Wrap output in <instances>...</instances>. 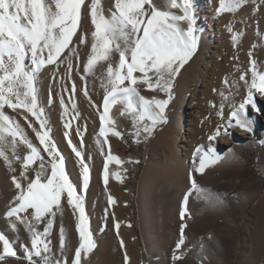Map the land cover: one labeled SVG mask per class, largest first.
Listing matches in <instances>:
<instances>
[{
    "label": "snow or ice",
    "instance_id": "6c2138e0",
    "mask_svg": "<svg viewBox=\"0 0 264 264\" xmlns=\"http://www.w3.org/2000/svg\"><path fill=\"white\" fill-rule=\"evenodd\" d=\"M245 3L247 0H219L217 12L235 13ZM85 8L93 30L82 79H86L87 75H94L97 66L106 64L105 80L101 84L105 89L104 111L100 115L101 127L96 139L100 151L106 155L103 166L105 186L110 176L109 164L123 163L118 156L112 154L107 139L109 133L123 138L121 132L111 127L115 121L109 116L110 108L117 103L123 106L120 115L130 117L135 142H139L141 133L145 139L150 137L159 125L169 122L166 110L174 99L172 89L175 79L199 46L193 0H164L163 9L154 0H112L107 15L103 0H90L87 4L86 0H0V159L13 173L17 172L15 165L19 164L18 175L11 177L16 195L6 216L12 231L18 230L17 224H23L30 234L31 247L23 246V258L28 264H37L33 257H39L43 264H50L47 254L51 252V241L47 237L54 226L55 217L58 213H63L62 201L65 198L74 214L78 213L75 227L79 243L74 250L72 264H83L96 248L90 218L85 211L84 193L90 183V166L82 151L72 144L67 131L71 123L65 121L64 136L81 168L82 186L78 190L66 173L65 157L51 139V129L48 127L44 108L39 104L38 89L40 73L44 67L65 62L62 57L66 51L79 59L78 52L71 45L73 37L81 29ZM228 30L232 31L230 26ZM240 35L242 34L232 35L234 44L238 42ZM88 42V34H82L79 43L87 45ZM114 55L118 56L115 64L112 62ZM251 55L249 52L250 57ZM66 63L67 73L70 75L73 70L70 57ZM249 63L251 82L246 79L247 73L239 77L247 86L246 99L238 107L233 106L227 123L217 126L215 133L208 137L209 141L221 134H229L228 130L233 126L251 131L247 106L251 105L253 110L259 111L253 90L264 95V73L256 70L254 60ZM224 83L227 85V79ZM140 86L146 91L163 93L166 98L145 97L140 93ZM75 91L76 85L73 82L70 92ZM83 92L88 96L86 86ZM221 96L228 98L224 93ZM60 104L62 116L67 115L68 107L63 97ZM5 107L13 112L22 109L18 114L23 116L42 148L34 145L20 123L5 113ZM72 107L74 109L75 105ZM217 114L223 118V104ZM30 117L35 118L39 130ZM77 117L78 114L73 119ZM106 123L110 127L106 128ZM77 135H81L79 129ZM100 137L105 139L102 141ZM105 145H108L106 153ZM21 148L25 150L23 155L20 154ZM222 158L211 147L205 149L203 145L197 146L193 152V172L203 175L207 168L214 166ZM111 175L122 182L119 173ZM189 182L190 188L183 198L185 207L180 212L182 221L186 216L190 218L186 206L193 193L198 198H208L206 190L199 186L192 173L189 174ZM108 202L110 205L115 203L111 195L108 196ZM12 218H15L14 221ZM39 223L45 225L43 231L37 230ZM115 227L118 230L119 223ZM186 227L187 224L182 223L180 239L175 246L176 253L179 254L174 253L173 259L177 261L183 258ZM0 245L3 253L0 254V260L5 257L20 259L13 243L3 232H0ZM120 246L124 247L122 239ZM59 247L63 254L66 249L63 225L59 231ZM129 259L125 253V264H128ZM57 264L61 262L57 261Z\"/></svg>",
    "mask_w": 264,
    "mask_h": 264
},
{
    "label": "rangeland",
    "instance_id": "374dc122",
    "mask_svg": "<svg viewBox=\"0 0 264 264\" xmlns=\"http://www.w3.org/2000/svg\"><path fill=\"white\" fill-rule=\"evenodd\" d=\"M103 1L105 14L107 15V10L112 4V0ZM202 1L205 2L202 3ZM154 2L156 4L158 3L157 6L164 7V0H155ZM88 3H90V0ZM210 3V6L214 5L212 7L215 8L214 15L212 16L213 19L219 20L220 17L225 18L219 31H217L218 29L214 27L216 26L214 23H211L210 25L213 30L208 29L209 25L201 24L199 18L197 17V12L200 9L208 8L206 4ZM193 7L196 19L195 27L197 28V34L200 37L199 46L192 59L184 66L175 79L172 89L174 99L171 101L168 109L166 110L169 122L167 124L159 125L154 133L147 139H145L144 134L141 133L139 142L137 143L135 142L136 137L132 135L134 129L130 117L127 115L121 116L120 114L118 116L120 118V125L117 128V131L123 134L122 139L116 138V142H118L117 153H119L122 157L121 161H123V163L119 165V171L122 174V182L118 181V184L121 192L125 195L127 207L126 214L129 215L131 221V236L133 244L137 253V258L140 259L142 264H154V262L158 260L161 261V264H264V123L258 114L257 122L254 123L253 129L257 134L260 133V131L263 134L261 142L258 141V139H244L243 143L245 146L239 149L222 142V140L227 141V138L225 136L224 138L223 136L221 138V134L213 141L208 140L200 143V145H203L205 149H208L210 146L223 158L214 166L207 168L204 172L205 175L203 174L204 176L197 173L196 175L194 173L197 178H195L197 183L201 188L206 190L208 198L204 199L197 197L192 203L193 213L190 218H187L186 222V228H188L189 232L188 246L185 248L183 258L181 260L177 261L173 259V255L176 253V248L174 247L175 240H169L167 246L164 249L159 250L157 240V242L154 241L153 244L149 243L148 234H146L147 228H145V224L142 223V176L147 170V166L150 164V161L152 163V161L155 162L156 160H163L166 156V152L170 149L169 144H172L170 142L177 141L174 137L176 134L178 135L180 133V129L176 128V126H178L177 122H180V112H182L183 115L180 124L181 131H184L186 128L187 120L194 117L197 118L198 121L200 120L199 124L203 125V128L206 127L205 129L214 133L213 130H215L217 126L227 123L229 115L233 110L232 107L236 105L239 106L243 102V99H246L245 93L247 94V89L245 90V88H247V86L244 84V81L241 82L239 75L241 76V74L247 73L246 79L251 82L252 73L250 71L249 61L254 60L257 71L259 73H264V17H262L264 16V9H262L264 8V0H247V3H245L235 13H218L217 9L219 7V0H193ZM173 11L178 10L173 9ZM258 11H261L262 13L260 14V18L258 15L260 12ZM86 12L84 13L85 18H83L85 20L82 22L83 25L81 24V31L79 34L82 35L87 33L89 42L87 45H80L79 36L81 35H78L74 45L72 46V49L78 52L79 59L77 60V58L72 56L71 53L66 52L64 54L65 58H62L65 62L55 65L54 68L47 73V76L51 75V78L46 75L41 77L40 74L38 82L39 104L44 108L45 116L48 120V127H52L50 133L51 139L56 143L59 151L65 157L66 173L69 175L70 180L77 186L78 190H81L82 186V179L80 175L81 169L77 174V179L73 176L70 165L74 163L75 158V160H78V158L73 151H71L72 148L69 146V143L65 142L68 141V139L65 140L66 138L63 132H65L66 129L65 127L63 129L62 125H64L67 120L70 121L71 124L73 123V126H71L70 129H67L69 133H72V135L70 133V139L71 141L73 140L72 144L74 145L79 140L77 143L78 145H76L79 148L81 146L83 147V156L86 157V146L84 144L88 145L86 137L88 134L86 133L89 131V125L86 120L87 117L85 118V116H88L89 113H92V111L94 112L98 108V112H94L95 115L97 114L98 118L100 110V104L98 103H101L100 100L105 94V89L101 86V84L102 81L105 80L104 72L106 64H101V67L97 66L98 68L95 70L94 75H87L86 79H82V76H84L83 65L86 62L88 56L87 54H89L90 51L91 31L93 30L90 18L87 17L88 15ZM261 18L263 20H260ZM224 25L225 27H223V29L222 26ZM229 26L232 29L230 33L228 30ZM225 28L228 29L226 30ZM233 34H242L239 36L238 42L235 44L232 41ZM222 37L224 39H222ZM259 44L261 46H258ZM254 46L257 49H255ZM249 52L252 54L251 57L249 56ZM69 57L71 58V63L73 65V70L71 72L73 76L67 73L66 61ZM117 61L118 57L117 55H114L113 63L115 64ZM205 61H211L210 64H217L216 66L213 65L214 68L212 66V69L209 72L212 76L208 73L205 77L200 72V69L203 67L202 64ZM44 78H46L47 81ZM225 79L228 81L227 85L224 83ZM73 82L76 85L75 93L70 92ZM52 84L53 87L51 88ZM204 84L206 85L204 86ZM242 84L244 85L242 86ZM85 86L87 88L88 96L83 95V89ZM242 88H244L245 92L242 93L243 95H240L237 92ZM234 89H236V91ZM140 93L145 97L156 96L158 99L166 98L163 93L146 91L143 86H140ZM221 93H224V96H227L228 98L224 99V97L221 96ZM258 94L254 91L256 104ZM60 96L63 97L65 104L68 106V113L64 116H62L63 109L60 104ZM82 99H84L83 102ZM238 100L242 102H238ZM73 104L75 105L74 109L72 107ZM222 104L223 118L217 114L220 111ZM83 105L86 108H84ZM213 105H215V107H213ZM249 106L250 105L247 106L248 111L250 110ZM7 109L8 108L5 107V110L7 111L6 112L4 110L5 113L17 120L24 130L26 129L25 132L29 139L32 138L30 139L32 141L33 137L31 136L29 129H27L26 124L23 123L24 118L19 115L18 112H13L11 109H9L11 110L9 112ZM87 109L89 111H87ZM17 111L20 112V110ZM198 113L199 116L201 115V119L198 116ZM77 114L79 116L73 119L72 117ZM82 117L86 120V123ZM30 119H32L35 123V118L30 117ZM35 124L39 129V124ZM79 125L83 126V130ZM59 127L62 131H60ZM235 128L240 129L236 126ZM77 129L81 131V135L77 136ZM53 133L56 135L54 136ZM60 134L64 137H59L58 135ZM258 135L260 136V134ZM162 136H165L163 140ZM74 138H76V140ZM58 139L61 140L60 143H63L58 145ZM32 142L38 147H43L42 145H39L38 140ZM159 144L162 145V148H160L161 145ZM153 146H155L157 150L154 149ZM24 153L25 150L21 148L20 154L23 155ZM44 155L46 156V154ZM92 155L93 154H91V156ZM134 161H138V163H134ZM15 166L17 168V172L13 173L5 165L3 160L0 159V232H3L13 243L20 259L5 257V259L0 260V264H28V261L23 258L25 255L23 246L27 245L29 248L31 247V237L26 226L23 224H17L18 230L12 231L10 228V221L6 216L8 209L12 206L11 201L16 195V189L14 188L11 180L12 175H18L19 173V164L17 163ZM99 183L103 184V181L101 182L99 179ZM88 191L89 193L91 192L92 194H95L91 195L90 193L89 195V193L87 194ZM88 191L84 193L85 211L90 218V228L96 242V248L88 256L87 260L83 261V264H122L121 254H118L120 246H117V244L119 245V243L118 241H116V243L111 242V237L113 236V238H117V235H115L114 217L112 214L113 212L111 211L112 206L108 202V196L105 190H103V193H98L97 190H95V192L90 190ZM62 207L63 213L62 215L60 213L57 214L51 233L47 237V239L51 241V252L47 254L49 256L50 264H57V261H60L61 264H64L66 261L67 264L70 257L74 255L76 247L74 243L76 242V238H78V234L75 232L78 213L74 214L73 209L67 204L66 198L62 201ZM69 211L73 212L72 216L69 214ZM109 215H111V217ZM14 219L15 218H12L13 221ZM71 219L74 224L73 230L71 228ZM61 225H63L66 235V249L63 254L61 253L59 247V231ZM44 226L45 225L43 223L37 224V230L43 231ZM181 226L182 222H179L176 226L179 232ZM1 247L2 245H0V248ZM150 247H152V251L149 250ZM117 254L118 256H116ZM33 259L37 261V264H43L39 257H33Z\"/></svg>",
    "mask_w": 264,
    "mask_h": 264
},
{
    "label": "bare ground",
    "instance_id": "6f19581e",
    "mask_svg": "<svg viewBox=\"0 0 264 264\" xmlns=\"http://www.w3.org/2000/svg\"><path fill=\"white\" fill-rule=\"evenodd\" d=\"M89 0H86V4L88 3ZM155 1V0H154ZM159 1V0H157ZM162 1V0H161ZM104 2V1H103ZM205 2V1H202V3ZM208 2V1H207ZM109 3V2H107ZM161 3V2H160ZM159 3V4H160ZM218 3V2H217ZM158 4V3H157ZM198 5V4H197ZM210 4H206V6L208 8H205V9H200L198 12H197V17L199 18V21L201 24H205V25H209L208 26V29L210 30H213L211 28V23H214L216 26V29H218L217 31H219L220 29V26L223 25L224 23V19L225 18H222L220 17L219 20H214L213 19V15H214V5L210 6ZM261 5V4H260ZM111 6V5H110ZM159 7H162V6H159ZM263 7V6H262ZM163 8V7H162ZM264 9V8H262ZM87 11V8L84 9V13ZM263 11V10H262ZM260 12L258 15H259V18H260V14L261 11H258ZM87 13V12H86ZM216 13V12H215ZM264 13V11H263ZM257 15V16H258ZM256 16V17H257ZM88 17V16H87ZM264 17V16H262ZM85 18V17H84ZM83 18V20H85ZM229 19V18H228ZM264 19V18H263ZM262 18L260 20H263ZM82 20V22H83ZM259 20V19H258ZM229 21V20H228ZM87 22V21H85ZM223 22V23H222ZM226 22V21H225ZM88 23V22H87ZM91 23V22H90ZM89 23V24H90ZM262 24V23H261ZM83 25V23H82ZM256 25V24H255ZM225 27L222 26V28ZM253 27V26H252ZM260 27V26H259ZM224 29V28H223ZM226 29V28H225ZM228 29V28H227ZM226 29V30H227ZM83 30V29H82ZM89 30V29H88ZM81 31V29H80ZM80 31L77 32L76 36L73 37V43L71 45V47L74 45L75 43V40L77 39L78 35H81L79 34ZM215 31V30H214ZM213 31V32H214ZM222 31V30H221ZM220 31V32H221ZM262 31V30H261ZM227 32V31H226ZM82 33V32H81ZM217 33V32H216ZM219 33V32H218ZM228 33V32H227ZM230 33V32H229ZM257 33V32H256ZM213 34V33H212ZM210 34V35H212ZM247 35V34H246ZM213 36V35H212ZM80 37V36H79ZM219 37V36H218ZM252 37V35H251ZM250 37V38H251ZM222 39H224L222 37ZM262 42V41H261ZM248 43V42H247ZM258 43V42H257ZM260 43V42H259ZM263 43V42H262ZM77 44V43H76ZM81 45V44H80ZM247 45V44H246ZM76 46V45H75ZM258 46H261L260 44ZM263 47V45H262ZM261 47V48H262ZM80 48V47H79ZM78 48V50H79ZM255 49H257L255 47ZM263 49V48H262ZM255 51V50H254ZM67 52V51H66ZM215 52V51H214ZM84 53V52H83ZM264 53V52H263ZM254 54V53H253ZM88 55V54H87ZM205 55V54H204ZM68 56V55H66ZM118 57V56H117ZM258 57V56H257ZM62 58H65V57H62ZM215 58V57H214ZM261 58V57H260ZM259 58V59H260ZM115 59V58H114ZM75 60V59H74ZM83 60V59H82ZM81 60V61H82ZM218 61V60H217ZM75 62V61H74ZM113 62V61H112ZM211 61H205L203 64H202V68L200 69V72L203 74V76H207L208 73L210 72V70L212 69V66H216L217 64H210ZM219 62V61H218ZM263 62V61H262ZM225 63V62H224ZM227 63V62H226ZM232 63V62H231ZM247 63V62H246ZM61 64V63H60ZM67 65V64H66ZM246 65V64H245ZM55 65H47L46 67L43 68V70L41 71V77H44L45 75L47 76V73H49L53 68H54ZM80 66V65H79ZM82 66V65H81ZM100 66V65H99ZM213 66V68H214ZM258 66V65H257ZM262 66H263V63H262ZM101 67V66H100ZM261 67V66H260ZM259 67V68H260ZM98 68V67H97ZM96 68V69H97ZM236 68V66H235ZM95 69V70H96ZM100 69V68H99ZM102 69V68H101ZM262 69V68H261ZM82 70V69H81ZM257 70V69H256ZM55 71V69H54ZM53 71V72H54ZM215 71V70H214ZM213 71V72H214ZM224 71V70H223ZM263 71V70H262ZM241 72V71H239ZM58 74V73H57ZM61 74V73H60ZM212 74V73H211ZM214 74V73H213ZM72 75V73H71ZM210 75V73H209ZM62 76V75H61ZM73 76V75H72ZM196 76V75H195ZM212 76V75H210ZM47 77H50L51 78V75L50 76H47ZM54 77V76H53ZM197 77V76H196ZM214 77V76H213ZM240 77V75H239ZM56 78V77H55ZM75 78V77H74ZM92 78V77H91ZM95 78V77H94ZM103 78V77H102ZM200 78V76H199ZM203 78V77H202ZM46 80V78H44ZM58 79V78H57ZM61 79V78H60ZM76 79V78H75ZM204 79V78H203ZM235 79V78H234ZM51 80V79H50ZM59 80V79H58ZM57 80V81H58ZM205 80V79H204ZM43 81V80H42ZM47 81V80H46ZM45 81V82H46ZM55 82V81H54ZM205 82V81H204ZM242 82V81H241ZM53 83V82H51ZM59 83V82H58ZM62 83V81H61ZM239 83V82H238ZM44 84V83H43ZM47 84V83H46ZM50 84V82H49ZM48 84V85H49ZM54 84V83H53ZM53 84L51 85V88L53 87ZM207 84V83H206ZM204 84V86L206 85ZM245 84V83H244ZM242 84V86L244 85ZM45 85V84H44ZM55 85V84H54ZM240 85V84H239ZM209 86V85H208ZM48 87V86H47ZM68 87V86H67ZM92 87V86H91ZM240 87V86H239ZM49 88V87H48ZM55 88V86H54ZM230 88V87H229ZM228 88V89H229ZM56 89V88H55ZM90 89V87H89ZM227 89V90H228ZM239 89V88H238ZM247 88H245L246 90ZM82 90V89H81ZM230 90V89H229ZM236 91V89H234ZM243 90V91H242ZM244 88L238 90L237 93H239L240 95L245 92ZM59 91V90H58ZM63 91V90H62ZM93 91V90H92ZM100 91V90H99ZM247 91V90H246ZM255 90H253L254 92ZM101 92V91H100ZM104 92V90H103ZM51 93V92H50ZM53 93V92H52ZM55 93V92H54ZM204 93V92H203ZM236 94V93H235ZM238 94V95H239ZM258 94V93H256ZM60 95V94H59ZM84 95V94H83ZM105 95V94H104ZM104 95L102 97V99L100 100L101 103H98L100 104V110H99V113H98V118H97V114L95 115V113L98 112V108L95 110L96 111H92V113H89L88 116L86 115L85 118L86 120L88 121V125H89V131L86 133L88 135H86L87 137V141H88V145L84 144L86 146L85 148V151H86V157L84 156V159L85 161L88 163V165L90 166V184H89V187H88V190L90 191H94L97 190L98 193L102 192L103 193V190H105L107 196L111 195L114 200H115V203L114 204H111L112 206V209L111 212L113 214V219H114V225H116L117 223H119L120 227L119 229L117 230V228L115 227V235H117V232L119 233V235H117V238H113V236L111 237V242H114L116 243V241H118L119 245L117 244V246H120V240L122 239L123 242H124V247L121 248L120 246V249L118 250V254L120 253L121 254V262L122 264H125V261H124V255L125 253H127L128 257L130 258L129 259V262L128 264H142L140 259L137 258V253L135 251V247H134V244H133V239H132V236H131V232H132V227H131V221H130V218H129V215L126 214L127 210H126V201H125V195L121 192L120 188H119V184H118V180L115 178V176L111 175L112 173H119L120 176L122 177V174L121 172L119 171V165L116 164L115 162H112L109 164V173H110V176H109V181H108V184L107 186H105L104 184V181H103V166H104V162H105V159H106V155L105 154H102V152L100 151V148L99 146L96 144V139H97V136L99 134V129L101 127V121H100V115L103 113L104 111V108H103V98H104ZM237 95V96H238ZM239 95V96H240ZM243 95V94H242ZM245 95L247 96V94L245 93ZM244 95V96H245ZM46 96V95H45ZM49 96V95H48ZM66 96V95H65ZM238 96V97H239ZM61 97V96H60ZM239 99V98H238ZM49 101V100H48ZM84 101V99H82V102ZM88 101V100H87ZM99 101V100H98ZM183 101V100H182ZM244 101V99H243ZM238 102H242V101H239ZM97 104V105H98ZM88 105V104H87ZM58 106V105H57ZM60 106V105H59ZM84 106V105H83ZM95 106V104H94ZM237 106V105H236ZM68 107V106H67ZM80 107V106H79ZM91 107V106H90ZM99 107V106H98ZM122 105L117 103L115 105H113L110 110H109V116L110 118L114 119L115 121V124L111 127H114L115 130H118L117 128L119 127L120 125V118L118 117L120 112L122 111ZM238 107V106H237ZM84 108H86L84 106ZM82 108V109H84ZM233 108V107H232ZM250 110L248 111L247 110V114H248V117L249 119L251 120V131H245L243 129H237L235 128V126L229 128L228 132V136L227 135H224L222 134L221 135V138L224 136L227 138V141L225 140H222V142L228 144V145H232V147H236V148H243L245 146V144L243 143L244 139H258V141L261 142V139L263 134L261 133H258L260 134V136L254 131L253 127H254V123L257 122V114L258 116L261 117L263 123H264V112H261V111H264V95H261V94H258V99H257V108L259 109V111H256V110H253L251 105L249 106ZM79 109V108H78ZM201 109V108H200ZM5 110V109H4ZM9 112L11 110L7 109ZM73 110V109H72ZM85 110V109H84ZM91 110V109H90ZM6 111V110H5ZM22 110H20L21 112ZM53 111V110H52ZM87 111H89L87 109ZM87 111H86V114H87ZM7 112V111H6ZM19 113V111H17ZM49 112V111H48ZM52 113V112H51ZM80 113V111H79ZM193 113V112H192ZM200 113V112H199ZM199 113H198V116H199ZM14 114V113H13ZM203 114V113H201ZM17 115V114H15ZM27 115V114H25ZM194 115V114H193ZM79 116V115H78ZM195 116V115H194ZM201 116V115H200ZM199 116V117H200ZM203 116V115H202ZM23 117V116H22ZM81 117V116H80ZM182 112H180L179 114V121L180 122H177L178 123V126H176V128L180 129V133L174 137L176 138V142H170L172 144H169V148L168 149V152H166L164 149V151L166 152V156L164 157L163 160L161 161H158L156 160L155 162L150 161V164L147 166V170L145 171V173L143 174L142 176V179H141V190H142V193L141 195L143 194V198L141 199L142 202H143V206H142V209H143V224H145V228L146 229V234H148V241L150 244H153L154 241H158V249L159 250H162L164 249L167 244L169 243L168 241L169 240H172L174 242V247L176 246L178 240L180 239V232L177 230L176 226L178 225L179 222H182V223H186L187 222V216L185 217V220L182 221L181 220V217H180V212L182 211V209L185 207L184 203H183V198L185 196V194L188 192L189 188H190V182H189V174L192 173V175L195 177V172H193V168H194V165H193V152L195 151L196 147L197 146H200V143L203 142V141H208V137L210 135H213L215 133V130H213L214 133H212V131H208L207 129L203 128V125H200L199 124V121L197 118H194V117H191L190 119L187 120V126L186 128L184 129V131H181V121H182ZM52 118V116H51ZM73 118V117H72ZM81 119V118H80ZM79 119V120H80ZM82 119L85 121L86 123V120L82 117ZM201 119V117H200ZM217 119V118H216ZM79 120H78V123H79ZM185 120V119H184ZM226 120V118H225ZM51 121V120H50ZM68 121V120H67ZM59 122V121H58ZM76 122V121H75ZM27 126V123L24 122ZM34 123V122H33ZM71 123V122H70ZM77 123V122H76ZM82 123V122H81ZM201 123V122H200ZM209 123V122H208ZM73 124V123H72ZM71 124V126H73ZM75 125V124H74ZM78 125V124H77ZM83 125V124H82ZM184 125V124H183ZM34 126L38 129L37 125L34 123ZM61 126V125H60ZM63 126V129H64V125ZM80 126V125H79ZM87 126V125H86ZM106 128L107 127H110L107 123L104 125ZM207 126V125H206ZM257 126V125H256ZM81 129L83 128V126H80ZM79 127V129H80ZM85 127V125H84ZM209 127V126H207ZM52 127H50L51 129ZM77 128V127H75ZM88 128V127H87ZM27 129H29L30 133H31V136L33 137V140L32 141H35V140H38L35 136V133L32 131L31 128H29L27 126ZM54 129V128H53ZM60 129V127H59ZM72 129V128H71ZM26 130V129H25ZM55 130V129H54ZM53 130V131H54ZM56 130H57V127H56ZM76 130V129H75ZM73 130V131H75ZM78 130V129H77ZM83 130V129H82ZM211 130V129H210ZM52 131V132H53ZM59 131V130H58ZM60 131H62L60 129ZM28 132V131H27ZM62 133V132H61ZM64 133V132H63ZM71 133V132H70ZM69 133V134H70ZM77 133V132H76ZM54 136L56 135L55 133H53ZM59 134V133H58ZM29 135V134H28ZM61 135V134H60ZM58 135L59 137H64V136H60ZM72 135V133H71ZM165 135V134H164ZM76 136V135H75ZM78 136V135H77ZM58 137V138H59ZM165 137V136H164ZM164 137L162 136V140L164 139ZM218 137V136H217ZM72 138V137H71ZM77 138V137H76ZM76 138H74L76 140ZM84 138V137H83ZM116 138L115 136H112L111 133H109L107 139H108V142H109V145H110V148H111V152L113 155H116L120 158L121 160V156L119 155V153H117V145H118V142H116ZM160 138V137H159ZM167 138V137H166ZM32 139V138H30ZM35 139V140H34ZM57 139V137H56ZM60 139V138H59ZM58 139V140H59ZM63 139V138H62ZM65 139V138H64ZM78 139V138H77ZM85 139V138H84ZM83 139V141H84ZM100 139L103 141L105 138L104 137H100ZM67 140V138L65 139ZM173 140V139H172ZM175 140V139H174ZM220 140V142H221ZM57 141V140H56ZM61 140H59L58 142V145L59 144H62L60 143ZM73 141V140H72ZM213 141V140H212ZM219 141V140H218ZM256 141V140H255ZM65 142H68V141H65ZM79 142V140H78ZM77 142V143H78ZM82 142V141H81ZM156 142V140H155ZM37 143V142H36ZM76 143V144H77ZM75 144V146L77 147L78 150L82 151V153H84V149L83 147L79 148L77 145ZM165 144V143H164ZM74 145V144H73ZM161 145V144H159ZM172 145V146H170ZM65 146V145H64ZM160 147V146H158ZM157 147V148H158ZM210 147V146H209ZM66 148V147H64ZM154 149H156L155 146H153ZM162 148V145L161 147ZM166 148V147H165ZM66 150V149H65ZM157 150V149H156ZM167 150V148H166ZM72 151V150H71ZM70 151V152H71ZM108 151V145H105V153ZM154 151V150H153ZM74 153V152H73ZM153 153V152H152ZM75 154V153H74ZM91 154H93L91 156ZM70 155V154H69ZM92 158H91V157ZM71 157V156H70ZM74 157V155H73ZM91 158V159H90ZM73 159V158H72ZM71 159V160H72ZM76 159V158H75ZM74 159V163L72 165H70V169H71V172L73 174L74 177H76L78 179V172L79 170L81 169L80 168V165L78 163V160H75ZM70 160V159H69ZM149 162V161H148ZM154 162V163H153ZM72 163V162H71ZM195 173V174H194ZM199 174V173H197ZM196 174V175H197ZM71 175V174H70ZM81 175V174H80ZM79 175V176H80ZM205 175V174H204ZM203 175V176H204ZM72 176V177H73ZM198 177V176H197ZM196 178V177H195ZM76 179V180H77ZM99 179L100 181L102 182L103 181V184L102 183H99ZM197 179V178H196ZM79 181V180H78ZM200 181V180H199ZM5 187V186H4ZM92 187V188H91ZM80 189V188H79ZM87 190V191H88ZM89 193V191L87 192V194ZM91 193V192H90ZM89 193V195H90ZM95 194V193H93ZM91 193V195H93ZM100 195V194H99ZM104 196V195H103ZM105 197V196H104ZM157 198V199H156ZM197 198V194L196 193H193L190 197H189V200H188V203H187V209H188V212L190 213V216L192 215L193 213V206H192V203L193 201ZM156 199V200H155ZM91 200V199H90ZM90 202V201H89ZM90 206V205H89ZM110 207V206H109ZM89 209H91L90 207H88ZM96 209V208H95ZM108 209V208H107ZM69 210V209H68ZM92 210V209H91ZM99 213V212H98ZM69 214L72 216L73 212H70L69 211ZM68 214V215H69ZM65 216V215H64ZM111 217V215H109ZM70 218V217H69ZM74 218V217H73ZM93 218V217H92ZM66 219V218H65ZM98 220V219H97ZM72 221V224H71V228L72 230L74 229V224H73V220L71 219ZM70 221V222H71ZM99 221V220H98ZM130 225V226H129ZM69 226V225H68ZM23 232V231H22ZM76 232V231H75ZM110 232V231H109ZM114 232V231H113ZM77 233V232H76ZM75 233V234H76ZM111 233V232H110ZM110 235V234H109ZM113 235V234H112ZM103 236V235H102ZM184 236H185V244L182 246V252L185 251V248L188 246V236H189V232H188V228H185L184 229ZM106 239V238H105ZM104 241V240H103ZM156 241V242H157ZM79 243V240L78 238H76V242L74 243V245H78ZM108 243V242H106ZM102 246V245H101ZM75 247V248H76ZM99 247V246H98ZM110 247V246H109ZM152 247H150L149 250L152 251L151 249ZM176 248V247H175ZM1 251H0V254H3L2 253V247L0 248ZM104 249V248H103ZM74 250V249H73ZM108 250V249H107ZM109 254V253H108ZM115 254V253H114ZM113 254V255H114ZM118 254L116 256H118ZM107 255V254H106ZM73 256V255H72ZM70 257L69 259V262L67 264H72V259L73 257ZM111 256V254H110ZM104 257V256H103ZM109 257V256H108ZM110 258V257H109ZM119 259V258H118ZM103 260V259H102ZM114 260V259H113ZM153 261V260H151ZM114 262V261H113ZM118 262V261H117ZM99 264V263H98ZM154 264H161V261L158 260L156 262H154Z\"/></svg>",
    "mask_w": 264,
    "mask_h": 264
}]
</instances>
